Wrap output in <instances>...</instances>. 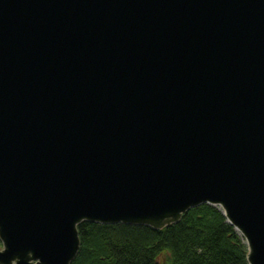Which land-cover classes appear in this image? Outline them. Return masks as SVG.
Returning <instances> with one entry per match:
<instances>
[{
    "label": "water",
    "instance_id": "obj_1",
    "mask_svg": "<svg viewBox=\"0 0 264 264\" xmlns=\"http://www.w3.org/2000/svg\"><path fill=\"white\" fill-rule=\"evenodd\" d=\"M204 204L264 264V0H0V264Z\"/></svg>",
    "mask_w": 264,
    "mask_h": 264
},
{
    "label": "trees",
    "instance_id": "obj_2",
    "mask_svg": "<svg viewBox=\"0 0 264 264\" xmlns=\"http://www.w3.org/2000/svg\"><path fill=\"white\" fill-rule=\"evenodd\" d=\"M78 233L81 247L72 264H249L244 239L218 207L208 204L161 231L83 222Z\"/></svg>",
    "mask_w": 264,
    "mask_h": 264
},
{
    "label": "rangeland",
    "instance_id": "obj_3",
    "mask_svg": "<svg viewBox=\"0 0 264 264\" xmlns=\"http://www.w3.org/2000/svg\"><path fill=\"white\" fill-rule=\"evenodd\" d=\"M2 247V246H1Z\"/></svg>",
    "mask_w": 264,
    "mask_h": 264
}]
</instances>
